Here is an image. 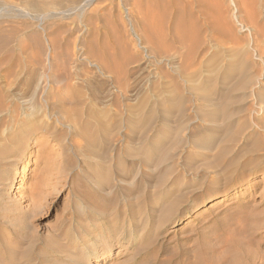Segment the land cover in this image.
<instances>
[{
	"label": "rangeland",
	"instance_id": "rangeland-1",
	"mask_svg": "<svg viewBox=\"0 0 264 264\" xmlns=\"http://www.w3.org/2000/svg\"><path fill=\"white\" fill-rule=\"evenodd\" d=\"M135 1L138 2L135 3ZM206 1L0 0V45H3L0 46V90H7V93L17 91L23 93L26 90L25 94L29 95V90L32 92L37 83L42 86L50 78L49 86L48 83L46 85L52 94L54 89L56 91L54 93L58 94L69 86L70 88L78 86L80 90L83 89L84 92L90 93L80 115L73 114L75 119L73 122L76 125L71 122L61 125L56 138L39 133L27 141L24 135H21L18 138L22 143L21 150L25 151L22 152L23 156L18 164H8L4 162L5 160L0 162V264H177V262L178 264L182 262H184L183 264H206V262L209 264L215 260L216 255L218 256L216 262L213 261L210 264H218L223 258L225 259L219 264H229L232 261L230 258L236 259V255L239 253L236 243H241L244 249L246 247L248 251L257 254L253 264H264L263 183L253 191H245L261 177V171L247 176L240 185L231 188L228 195L206 196L193 208H186L189 205L187 204L189 191L200 184L203 186L208 183L212 175H215L216 168L237 171L240 168L238 167L240 162L251 159L249 153H245V149L242 150L238 147L242 138L247 136L252 128H257V136L260 140H264V130L256 126L253 121L260 116L264 118V0H259V3L258 0H255L257 2L253 0L256 5L251 2L252 0H250V4L247 0H243V2L242 0ZM234 1H237L240 7L234 5ZM244 2L249 5L245 6ZM250 19L253 22H250ZM141 23H144L143 27ZM150 27L152 28L149 30ZM136 30L137 32H135ZM146 31L147 33L151 31V34L148 33V35ZM157 33L159 35H156ZM160 34H163L164 37ZM149 36L150 38H147ZM155 36L160 38L155 40ZM177 36L182 37V40ZM149 39H151V43L148 41ZM114 40H118L120 45L116 41L115 44L118 46H113ZM175 40L177 41L175 42ZM179 40L181 41L179 42ZM177 42L181 45H179L180 50L179 46L177 47ZM143 43L145 44L143 45ZM58 44L60 45L58 46ZM108 44L109 46H107ZM160 44L165 46L164 49ZM183 45L184 49L181 48ZM93 47H96L95 51ZM108 47H112V49ZM106 49L111 50L107 51ZM145 49L150 50L145 51ZM154 49L163 50L160 55L157 53L158 56L155 57L157 55L155 53L158 51ZM166 49L170 52H166ZM86 50L89 52L91 50V52L88 54ZM65 51H68L70 55L65 54ZM113 51L114 54L111 56ZM193 51L195 54L192 53ZM92 52L96 56L92 55ZM171 52L176 56H173ZM128 54L130 55L128 56ZM54 56L55 59H52ZM131 56L134 57L131 58ZM92 57V61H87ZM153 57L155 58L153 59ZM165 57L168 58L165 60ZM128 58L132 60V63L131 60L128 61ZM72 59L74 62L71 61ZM156 59L158 60L156 61ZM178 59L179 62L184 63H179ZM24 61L27 63L25 62V64ZM12 63L16 64L12 66ZM121 63L124 64V67ZM187 63H189L188 66ZM125 64H127V68H125ZM175 64H179V66H175ZM174 66L177 68L175 69ZM7 68H13V71L9 70L12 73L8 71L9 75ZM26 68L27 70H25ZM72 68L74 72H72ZM99 70L100 72H98ZM177 70L181 73H178ZM52 71L54 72L52 73ZM111 72H114L112 73L113 76L115 75L114 77H110ZM107 73H109L108 76ZM117 78L128 79L129 83L127 79L123 80L129 88L126 95L113 87L112 84H115L113 80L115 81ZM184 78L187 79L185 82ZM73 79L74 84L72 83ZM193 81L194 84L191 83ZM52 82L55 83L51 84ZM56 83L58 87H55ZM18 84H21L20 88ZM90 85L92 86L90 87ZM23 86L25 87L23 88ZM93 91L98 95L93 94ZM120 94L125 98L121 97L125 101L119 99ZM153 94L156 97H153ZM204 95L207 98L203 97ZM100 97L101 99L98 100ZM28 98H30L28 101L31 105L37 101L32 96ZM93 99L98 100L97 104ZM115 99L116 101H114ZM130 102L132 103L130 104ZM111 103L112 106L108 105ZM86 104L90 109L86 107ZM248 105L253 106L256 111L251 114L246 113L244 110ZM260 106L263 107V110L259 108ZM85 109L89 111L87 112ZM111 110L113 112L115 110V112L113 113ZM2 113L0 112V114ZM96 114H99L98 117ZM71 118L74 120L73 116ZM79 129L81 130L79 131ZM255 138H249L248 142ZM239 140L240 142H237ZM35 141L38 143L35 144ZM27 142L28 145L25 144ZM30 145L32 147H28ZM44 145L46 148L43 147ZM217 152L219 155L216 154ZM239 153L241 154L239 155ZM37 155H41L39 160ZM139 155L144 156L141 158L142 156ZM166 156L169 160L168 158L165 160ZM237 158L239 160H235ZM254 159H251L249 163L254 164ZM157 160L159 163L155 162ZM223 163L227 165H223ZM212 168L215 169L212 170ZM164 169H167L168 172L166 170L164 173ZM8 172L9 174H7ZM20 181H22L21 184ZM19 184L21 188L17 189L16 186ZM206 190L209 191L210 187H207ZM33 191L36 194L32 204L28 196ZM260 191L262 192L258 194ZM175 193L179 198L176 199L177 195H173ZM182 195L185 196L182 198ZM217 197L223 198L220 205ZM12 199L15 203L11 201ZM178 199L186 201L181 203ZM237 200L240 202L237 203ZM250 204L255 209H252ZM237 211L240 213L239 215ZM242 214L244 215L242 216ZM130 216L135 218L132 219ZM237 219L243 223L247 220L245 224L248 225L240 223ZM257 219L259 227L256 228L254 224L258 222ZM248 221L252 224L250 223V225ZM217 223L219 224L217 225ZM229 225L233 228L238 227V231L233 230ZM252 225H254L253 228ZM137 229L139 230L136 231ZM250 229L251 231H249ZM230 230L231 232L236 231L238 234L230 233ZM242 231H245V234ZM217 232H220L221 235ZM247 233L248 236H246ZM227 234L228 236H226ZM236 235H239L238 238ZM214 243L223 245L215 247ZM250 243H254V247L260 248L258 250L260 252L263 250V252L260 253L256 248H251L254 244ZM203 245L206 249H203ZM215 249L221 253L218 255L217 251L212 252ZM186 250L189 252L188 254H185ZM205 250L206 252H204ZM213 253L216 254L215 257L213 255L214 259L210 257L207 260L211 258L213 260L206 261V256L209 257ZM241 258L239 261L233 259L230 264L236 262L245 264L243 262L245 256L242 253Z\"/></svg>",
	"mask_w": 264,
	"mask_h": 264
},
{
	"label": "bare ground",
	"instance_id": "bare-ground-1",
	"mask_svg": "<svg viewBox=\"0 0 264 264\" xmlns=\"http://www.w3.org/2000/svg\"><path fill=\"white\" fill-rule=\"evenodd\" d=\"M164 1V0H163ZM167 1V0H166ZM178 1V0H177ZM206 1V0H205ZM246 1V0H245ZM255 1V0H254ZM254 1L252 0L251 2L252 3H254ZM138 2V1H137ZM136 1H135V3H137ZM196 2V1H195ZM207 2V1H206ZM206 2H205V4H206ZM237 2V1H236ZM235 1H234V5H237V7L239 6L238 5V2H237V4H235L236 3ZM242 2H243V0H242ZM247 2L249 3L250 2V0L248 1L247 0ZM247 2H244L245 3V6H246V4H247ZM255 2H257V1H255ZM154 3V2H153ZM164 3V2H163ZM175 3V2H174ZM185 3V2H184ZM258 3H259V0H258ZM250 4V3H249ZM249 4H247V5H249ZM210 5V4H209ZM254 5H256L255 3H254ZM264 5V4H263ZM253 6V5H252ZM188 7H189V5H188ZM236 7V6H235ZM240 7V6H239ZM242 7V6H241ZM142 8H144V7H142ZM248 8V7H247ZM256 8V7H255ZM141 9V8H140ZM259 9V8H258ZM187 10V9H186ZM237 10H238V8H237ZM246 10V9H245ZM262 10V9H261ZM151 11V10H150ZM170 12V11H169ZM139 13V12H138ZM253 14V13H252ZM256 14V13H255ZM142 15H144V14H142ZM145 15L147 16V14L145 13ZM144 15V16H145ZM165 15V14H164ZM220 15H221V13H220ZM248 15V14H247ZM187 16H188V14H187ZM239 16V15H238ZM165 17V16H164ZM140 18V17H139ZM145 18V17H144ZM163 18V17H162ZM195 18V17H194ZM241 18V17H240ZM141 19V18H140ZM164 19V18H163ZM166 19H168V18H166ZM251 20V19H250ZM162 21V20H161ZM165 21V20H164ZM163 21V22H164ZM166 21H168V20H166ZM194 21H195V19H194ZM141 22H143V21H141ZM146 22V21H145ZM250 22H253L252 20L250 21ZM137 23V22H136ZM139 23V22H138ZM149 23V22H148ZM162 23V22H161ZM160 23V24H161ZM184 23V22H183ZM142 25V27H143V24L144 23H141ZM164 24V23H163ZM179 24H181V23H179ZM237 25V24H236ZM138 26V25H137ZM149 26H151L150 24H149ZM161 26V25H160ZM145 27H146V25H145ZM163 27V26H162ZM164 27H166V26H164ZM152 27H150L149 28V30L151 29ZM156 28V27H155ZM199 28V27H198ZM115 29V28H114ZM128 29V28H127ZM157 29V28H156ZM140 30V29H139ZM143 30V29H142ZM145 30V29H144ZM155 30V29H154ZM183 30V29H182ZM262 30V29H261ZM117 31V30H116ZM148 31V30H147ZM147 31H146V33H147ZM184 31V30H183ZM135 32H137V30L135 31ZM141 32V31H140ZM151 31H149L148 33L149 34H151L150 33ZM157 32V31H156ZM189 32V31H188ZM138 33H139V31H138ZM147 33V34H148ZM155 33V32H154ZM159 33H161V32H159ZM164 33H165V31H164ZM137 34V33H136ZM144 34V33H143ZM148 34V35H149ZM111 35H113V34H111ZM140 35V34H139ZM156 35H159L158 33L156 34ZM160 35H163V34H160ZM143 36V35H142ZM141 36V37H142ZM147 36V35H146ZM152 36V35H151ZM154 36V35H153ZM152 36V37H153ZM253 36V35H252ZM119 37V36H118ZM137 37V36H136ZM138 37H140V36H138ZM159 36H155V40L158 38ZM162 37V36H161ZM163 37H164V35H163ZM177 37H180V36H177ZM176 37V38H177ZM47 38V37H46ZM50 38V40H51V37H49ZM53 38V37H52ZM112 38H114L113 36H112ZM147 38H150V36L149 37H147ZM146 38V39H147ZM160 38V37H159ZM202 38V36L200 37V39ZM3 39V38H2ZM1 39V40H2ZM54 39L56 40V38L54 37ZM138 39V38H137ZM139 39H142V38H139ZM153 39V38H152ZM166 39V38H165ZM173 39V38H172ZM179 39H181L182 40V37H180ZM204 39V38H203ZM229 39V38H228ZM232 39V38H231ZM50 40H48V41H50ZM151 39H149L148 41H150ZM158 40H160V39H158ZM157 40V41H158ZM162 40V39H161ZM178 40V39H177ZM177 40H175V42L177 41ZM181 40H179V42L181 41ZM214 40V39H213ZM116 41H118V40H116ZM115 40H114V43H113V46L114 45H116V46H118V44H119V41H118V44H115V43H117ZM125 41V40H124ZM143 41V40H142ZM154 41V40H153ZM173 41V40H172ZM172 41H171V43H172ZM1 42H4V41H1ZM51 42H52V40H51ZM57 42V41H56ZM140 42V41H139ZM138 42V43H139ZM152 41H150V43H151ZM156 42V41H155ZM162 42V41H161ZM179 42H177L176 44H177V47L180 45V44H178ZM233 42V41H232ZM237 42V41H236ZM49 43V42H48ZM142 43V42H141ZM140 43V45H142ZM149 43V42H148ZM159 43V42H158ZM157 43V44H158ZM168 43V42H167ZM214 43V42H213ZM234 43H235V41H234ZM251 43V42H250ZM52 44H54L55 45V43H52ZM133 44V43H132ZM145 43H143V45H144ZM155 45H156V43H154ZM153 44V45H154ZM165 44V43H164ZM228 44V43H227ZM60 44H58V46H59ZM90 45H91V43H90ZM102 45V44H101ZM105 45H106V43H105ZM120 45V44H119ZM127 45V44H126ZM147 45H149V44H147ZM166 45H168V44H166ZM223 45V44H222ZM237 45V44H236ZM1 47L3 46V45H0ZM47 46V45H46ZM50 46V45H49ZM92 46V45H91ZM107 46H109V44L107 45ZM150 46V45H149ZM157 46V45H156ZM160 46H162L163 47V44H160ZM171 46V45H170ZM169 46V47H170ZM172 46H174V45H172ZM181 46V45H180ZM180 46H179V50H180ZM249 46V45H248ZM61 47V46H60ZM102 47V46H101ZM147 47V46H146ZM151 47H154V46H151ZM150 47V48H151ZM157 47H159V46H157ZM161 47V48H162ZM165 47V46H164ZM164 47H163V49H164ZM184 47V45L181 47L182 49H184L183 48ZM189 47V46H188ZM48 48V47H47ZM46 48V49H47ZM54 48V47H53ZM91 48V47H90ZM94 48V47H93ZM96 48V47H95ZM94 48V51L96 50ZM106 48V47H105ZM108 48H111L112 49V47H108ZM116 48V50H117V47H115ZM130 48H131V46H130ZM148 48V47H147ZM154 48H156V47H154ZM172 48V47H171ZM175 48V47H174ZM192 48V47H191ZM51 49H52V47H51ZM55 49V48H54ZM111 49H109V50H111ZM151 49H153V48H151ZM163 49H154V50H157L158 52H156L155 53V55L157 54V53H159V55H160V53H161V51L163 50ZM168 50H169V48H167ZM166 49V50H167ZM199 49H200V47H199ZM210 49V48H209ZM217 49V48H216ZM88 50V49H87ZM86 50V51H87ZM98 50V49H97ZM107 51H109L108 49H106ZM128 50V49H127ZM147 49H145V51H146ZM150 50V49H149ZM149 50H147V51H149ZM159 50H160V52H159ZM166 50H164V51H166ZM168 50L166 51V52H168ZM170 50H172V49H170ZM173 50H176V49H173ZM179 50H178V52H179ZM254 50V49H253ZM56 51V50H55ZM115 51V50H114ZM114 51H113V53L111 52V56H112V54H114ZM153 51V50H152ZM152 51H150V52H152ZM163 51V52H164ZM189 51H191V50H189ZM197 51V50H196ZM217 51H218V49H217ZM237 51V50H236ZM63 52V51H62ZM89 51H87V53H88ZM90 52H91V50H90ZM89 52V53H90ZM99 52V51H98ZM104 52H105V50H104ZM117 52V51H116ZM123 52V51H122ZM162 52V53H163ZM170 52V51H169ZM168 52V53H169ZM182 52H184V51H182ZM181 52V53H182ZM185 52H186V50H185ZM185 52H184V54H185ZM208 52V51H207ZM51 53V52H50ZM55 53V52H54ZM53 53V55H55ZM65 54L67 53V55H70V54H68V51L66 52H64ZM63 53V54H64ZM86 53V52H85ZM88 53V54H89ZM101 53V52H100ZM100 53H98V54H100ZM108 53V52H107ZM118 53V52H117ZM125 53V52H124ZM146 53V52H145ZM148 53V52H147ZM146 53V54H147ZM172 53V52H171ZM171 53H170V55H171ZM186 53H188V52H186ZM192 53H194L195 54V52L193 51ZM92 55L94 54L95 55V53H91ZM119 54V53H118ZM150 54V53H149ZM153 54V53H152ZM164 54H166L165 52H164ZM197 54V53H196ZM51 55H52V53H51ZM57 56L59 55V54H56ZM79 55H82V54H79ZM83 55H85V54H83ZM82 55V56H83ZM101 55H103V54H101ZM107 55V54H106ZM124 55V54H123ZM130 54H128V56H129ZM154 55V56H155ZM163 55V54H162ZM170 55L168 54V56L170 57ZM172 55L173 56H176V55H174L173 53H172ZM180 55V54H179ZM50 56V55H49ZM60 56H61V54H60ZM64 56V55H63ZM82 56H80V57H82ZM88 56H90V55H88ZM96 56V55H95ZM94 56V57H95ZM98 56V55H97ZM119 56V55H118ZM158 56V54L155 56V57H157ZM164 56V55H163ZM187 56H189L188 54H187ZM186 56V57H187ZM5 57V56H4ZM67 57V56H66ZM77 57V56H76ZM91 57V56H90ZM104 57V56H103ZM124 57V56H123ZM132 57H134V56H131V58ZM148 57V56H147ZM155 57H153V59L155 58ZM194 57V56H193ZM200 57V56H199ZM201 57H203V56H201ZM218 57V56H217ZM2 58V57H1ZM9 58V57H8ZM50 58H52V57H50ZM72 58V57H71ZM83 58V57H82ZM89 58V57H88ZM97 58V57H96ZM95 58V59H96ZM106 58H107V56H106ZM113 58H114V55H113ZM125 58V57H124ZM159 58V57H158ZM168 57H165L164 59L166 60ZM171 58V57H170ZM176 58V57H175ZM189 58V57H188ZM191 58V57H190ZM245 58V57H244ZM6 60H7V57L5 58ZM9 59H11V58H9ZM47 59V58H46ZM52 59H55V56L52 58ZM51 59V60H52ZM56 59H58V57H56ZM61 59V58H60ZM59 59V60H60ZM67 59L69 60V58L67 57ZM74 60H75V58H73ZM73 59L71 60V61H73ZM87 59V58H86ZM108 59H109V57H108ZM120 59V58H119ZM183 60L185 59V58H182ZM4 60V59H3ZM6 60H4V61H6ZM12 60V59H11ZM10 60V61H11ZM24 60H26V59H24ZM37 60V59H36ZM41 60V59H40ZM50 60V59H49ZM58 60V61H59ZM66 60V59H65ZM92 61L93 60V57H92V59H87V61ZM129 60H131L130 58H128V61ZM137 60V59H136ZM148 60H150V59H148ZM158 59H156V61H157ZM161 60V59H160ZM171 60V59H170ZM173 60V59H172ZM177 60V59H176ZM181 60V59H180ZM9 61V62H10ZM17 61V60H16ZM52 61H55V60H52ZM57 61V62H58ZM97 61V60H96ZM96 61H93L94 63H96ZM106 61V60H105ZM104 61V62H105ZM118 61V60H117ZM116 61V62H117ZM125 61H127L126 60V58H125ZM134 61V60H133ZM138 61V60H137ZM155 61V60H154ZM190 61V60H189ZM244 61V60H243ZM1 62V61H0ZM18 62V61H17ZM21 62V61H20ZM19 62V64H21ZM26 61H24V63H25ZM41 62V61H40ZM56 62V61H55ZM60 62V61H59ZM62 62V61H61ZM74 62V61H73ZM98 62V61H97ZM178 62H179V59H178ZM180 62H182V61H180ZM179 62V63H180ZM187 62H188V59H187ZM192 62V61H191ZM3 63V62H2ZM13 63H14V61H13ZM13 63H12V66H14L13 65ZM27 63V62H26ZM25 63V64H26ZM75 63H77V62H75ZM90 63V62H89ZM88 63V64H89ZM106 63V62H105ZM119 63V62H118ZM126 63H128V62H126ZM131 63H132V60H131ZM136 63V62H135ZM138 63V62H137ZM140 63V62H139ZM182 63H184V62H182ZM181 63V64H182ZM4 64V63H3ZM96 64H99V63H96ZM117 64V63H116ZM122 64V63H121ZM120 64V65H121ZM146 64V63H145ZM170 64H172V63H170ZM17 65H18V63H17ZM63 65V64H62ZM69 65V64H68ZM68 65H66V67L67 68H69L68 67ZM75 65V64H74ZM93 65V64H92ZM95 65V64H94ZM101 65V64H100ZM100 65H99V67H100ZM123 65V67H124V64H122ZM176 65H178L179 66V64H175V66ZM189 65V63H187V66ZM1 66V65H0ZM4 66V65H3ZM49 66V65H48ZM52 66L54 67V65L52 64ZM58 66V65H57ZM91 66V65H90ZM104 66H106V65H104ZM127 66V64H125V68H127L126 67ZM145 66V65H144ZM170 66V65H169ZM174 66V67H175ZM182 66H183V64H182ZM185 66H186V64H185ZM216 66V65H215ZM8 67V66H7ZM61 67V66H60ZM98 67V68H99ZM102 67H103V65H102ZM101 67V68H102ZM109 67V66H108ZM206 67V66H205ZM208 67V66H207ZM213 67V66H212ZM10 68V67H9ZM9 68H7L8 70H7V73H8V71L9 70H11L12 69V71H13V68H11V69H9ZM56 68V67H55ZM55 68H53L54 69V71H55ZM173 68V67H172ZM177 67H175V69H176ZM180 68V67H179ZM60 69V68H59ZM73 69V68H72ZM110 69V68H109ZM129 69V68H128ZM25 70H27V68L25 69ZM79 70V69H78ZM78 70H76V71H78ZM98 70V69H97ZM103 70V69H102ZM101 70V71H102ZM114 70V69H113ZM123 70H124V68H123ZM183 70H185V69H183ZM212 70V69H211ZM54 71H52V73L54 72ZM70 71V70H69ZM80 71V70H79ZM78 71V72H79ZM112 71V70H111ZM175 71V70H174ZM186 71V70H185ZM210 71V70H209ZM213 71V70H212ZM217 71V70H216ZM242 71V70H241ZM10 73H12L11 71H9ZM29 72H30V70H29ZM28 72V73H29ZM32 72V71H31ZM72 72H74V69H73V71ZM98 72H100V70L98 71ZM131 72H133V71H131ZM177 72L179 73L180 71H178L177 70ZM6 73V74H7ZM27 73V72H26ZM34 73V72H33ZM32 73V75L33 76H35L34 74ZM63 73V72H62ZM70 73V72H69ZM68 73V74H69ZM101 73H103V72H101ZM105 73V72H104ZM112 73H114V72H111L110 73V77L111 76H113L112 75ZM124 73L126 74L127 72H126V70L124 71ZM159 73V72H158ZM181 73V72H180ZM192 73H194V72H192ZM208 73V72H207ZM219 73V72H218ZM67 74V73H66ZM72 74V73H71ZM108 74L109 73H107V76H108ZM116 74H118V73H116ZM131 74V73H130ZM164 74H166V73H164ZM189 74H190V72H189ZM199 74V73H198ZM8 75H9V73H8ZM27 75V74H26ZM60 75V74H59ZM74 75H75V73H74ZM78 75H79V73H78ZM81 75V74H80ZM83 75V74H82ZM81 75V76H82ZM120 75V74H119ZM179 75V74H178ZM187 75H188V73H187ZM194 75V74H193ZM192 75V76H193ZM217 75V74H216ZM25 76V75H24ZM73 76V75H72ZM89 76V75H88ZM106 76V75H105ZM115 76V75H114ZM113 76V77H114ZM117 76V75H116ZM133 76V75H132ZM197 76V75H196ZM195 76V77H196ZM200 76V75H199ZM14 77V76H13ZM30 78H32L31 76H29ZM28 77V78H29ZM36 77V76H35ZM57 77V76H56ZM62 77V76H61ZM79 77V76H78ZM112 77V79H114ZM124 77V76H123ZM131 77V76H130ZM136 77V76H135ZM162 77H164V76H162ZM161 77V78H162ZM179 77V76H178ZM181 77V76H180ZM186 77V76H185ZM29 78V79H30ZM58 78V77H57ZM74 78H76V77H74ZM90 78V76L88 77V79ZM129 78V77H128ZM23 79V78H22ZM29 79H27V80H29ZM38 79V78H37ZM63 79H64V77H63ZM77 79V78H76ZM79 79H80V77H79ZM87 79V80H88ZM127 79V78H126ZM126 79H119V78H117L115 81L113 80V83H115V84H112L113 85V87H115L116 89H118L119 90V92L120 93H122L123 95H126V93L128 92V85H127V83L125 84L124 82H123V80H126ZM191 79V78H190ZM197 79V78H196ZM14 80H16V79H14ZM21 80V79H20ZM26 80V79H25ZM24 80V81H25ZM31 80V79H30ZM44 80V79H43ZM65 81H66V79H64ZM82 80V79H81ZM187 80V79H186ZM185 80V78H184V82L186 81ZM189 80V79H188ZM23 81V80H22ZM21 81V82H22ZM34 81V80H33ZM60 81V80H59ZM80 81V80H79ZM127 81H128V79H127ZM126 81V82H127ZM131 81V80H130ZM195 81V80H194ZM194 81L193 82H191V83H193L194 84ZM20 82V83H21ZM30 82V81H29ZM35 82V81H34ZM34 82H33V84H34ZM38 82V81H37ZM50 78H48V80H46L45 81V83H44V85H42L41 86V84L40 83H37L36 85H35V87H34V89L32 90V92L29 90V92H30V94L28 95V93H27V95L25 94V91L22 93V92H19V91H17L16 89V91L17 92H13V93H11V92H8L7 93V90H5V91H2V89L0 90V112L2 113V111H4V113H2V114H0V162H3V160H5L4 162H7L8 164H18V162L20 161V159L22 158V152H24L25 150H21V141L19 140V138H20V136L21 135H24V138H26L27 139V141H29V139L31 140V138H33V135H36V134H48V135H50V136H52V137H54V138H56V136H57V134H58V131H59V128H60V126L61 125H64L65 123H69V122H71V124L73 123V125L75 124L76 125V123H74L75 122V119H74V115L73 114H76V115H78L79 113H81V109H82V107L84 106V104H85V102H86V100L90 97V93H87V92H84L83 91V89H79L78 88V86H76L77 88H70V86L65 90V91H61L60 93H54V92H56L55 91V89H54V92H53V94H52V91H50V90H48V87H47V85L49 86V84H50ZM68 82V81H67ZM71 82V81H70ZM82 82H85V81H82ZM110 82V81H109ZM180 82V81H179ZM199 82V81H198ZM200 82H201V80H200ZM215 82V81H214ZM17 83V82H16ZM26 83H27V81H26ZM36 83V82H35ZM48 83V84H47ZM53 83H55V82H52L51 84H53ZM58 83H60V82H58ZM72 83L74 84L75 82H74V79H73V81H72ZM79 83V82H78ZM90 83V82H89ZM112 83V82H111ZM128 83H129V81H128ZM134 83V82H133ZM146 83V82H145ZM188 83V82H187ZM189 83H190V80H189ZM196 83V82H195ZM232 83V82H231ZM235 83V82H234ZM29 84V83H28ZM27 84V85H28ZM47 84V85H46ZM62 84V83H61ZM72 84V85H73ZM83 84V83H82ZM86 84V83H85ZM147 84V83H146ZM146 84L144 85V87L146 86ZM165 84V83H164ZM199 84V83H198ZM15 85V84H14ZM19 85V84H18ZM32 85V84H31ZM55 85V84H54ZM72 85H71V87H72ZM79 85V84H78ZM81 85V84H80ZM86 85H88V84H86ZM1 86V85H0ZM20 86H21V84L19 85V88H20ZM29 86V85H28ZM27 86V87H28ZM92 85H90V87H91ZM97 86V85H96ZM111 86V85H110ZM130 86V85H129ZM131 86H133V85H131ZM154 86V85H153ZM212 86V85H211ZM214 86V85H213ZM25 86H23V88H24ZM31 87V86H30ZM50 87H52V86H50ZM55 87H58L57 86V83H56V86ZM82 87V86H81ZM84 87V86H83ZM143 87V86H142ZM1 88V87H0ZM15 88V87H14ZM85 88H88V87H85ZM174 88V87H173ZM183 88H186V87H183ZM191 88H192V86H191ZM244 88V87H243ZM21 89H22V87H21ZM91 89V88H90ZM111 89V88H110ZM139 89V88H138ZM141 89V88H140ZM143 89V88H142ZM151 89H153V88H151ZM189 89H190V87H189ZM194 89V88H193ZM200 89V88H199ZM230 89H232V87H230ZM242 89V88H241ZM11 90V89H10ZM52 90V89H51ZM87 90V89H86ZM92 90V89H91ZM96 90V89H95ZM94 90V91H95ZM135 90V89H134ZM159 90V89H158ZM186 90V89H185ZM192 90V89H191ZM196 90V89H195ZM227 90V89H226ZM244 90H246V89H244ZM12 91V90H11ZM93 91V92H94ZM106 91V90H105ZM108 91V90H107ZM114 91H115V89H114ZM141 91V90H140ZM140 91H138V92H140ZM188 91V90H187ZM193 91V90H192ZM237 91V90H236ZM247 91V90H246ZM96 92V91H95ZM95 92L93 93V94H95ZM100 92V91H99ZM111 92V91H110ZM109 92V93H110ZM116 92V91H115ZM135 92V91H134ZM181 92H182V90H181ZM106 93V92H105ZM113 93V92H112ZM141 93V92H140ZM147 93V92H146ZM153 93H154V90H153ZM158 93V92H157ZM206 93V92H205ZM204 93V94H205ZM228 93V92H227ZM255 93V92H254ZM257 93V92H256ZM255 93V94H256ZM131 94V93H130ZM164 94V93H163ZM168 94H170V93H168ZM179 94V93H178ZM183 94V93H182ZM229 94V93H228ZM258 94V93H257ZM96 96L98 95L97 93L95 94ZM95 95H94V97H95ZM104 95V94H103ZM106 95V94H105ZM197 95H198V93H197ZM208 95V94H207ZM29 96H32V98H35V99H37V101H36V103H34V104H30L29 103V101H28V99L30 100V98H28ZM138 96V95H137ZM155 95L153 94V97H154ZM159 96V95H158ZM169 96H171V95H169ZM199 96H200V94H199ZM213 96V95H212ZM230 96V95H229ZM248 96H249V94H248ZM247 96V97H248ZM91 97H92V95H91ZM99 97V96H98ZM102 98H104L103 96H101ZM101 97L100 98H98V100L99 99H101ZM121 97H123V96H121V94H120V97H119V99L121 98ZM131 97V96H130ZM133 97V96H132ZM156 97V96H155ZM172 97V96H171ZM178 97V96H177ZM203 97H206L205 95L203 96ZM215 97V96H214ZM9 98V99H8ZM109 98V97H108ZM113 98V97H112ZM124 98V97H123ZM134 98V97H133ZM147 98V97H146ZM200 98V97H199ZM207 98V97H206ZM229 98V97H228ZM227 98V99H228ZM18 99V100H17ZM95 99V98H94ZM93 99V100H94ZM109 99H111V98H109ZM117 99V98H116ZM116 99L114 100V101H116ZM118 99V100H119ZM122 99V98H121ZM120 99V100H121ZM125 99V98H124ZM127 99H128V97H127ZM130 99V98H129ZM139 99V98H138ZM140 99H144V98H140ZM156 99V98H155ZM162 99V98H161ZM226 99V100H227ZM19 101V102H17V101ZM93 100H92V103H93ZM98 100H96L97 102H98ZM103 100V99H102ZM102 100H100V101H102ZM104 100H106V99H104ZM123 100V99H122ZM132 100V99H131ZM135 100H136V98H135ZM246 100V99H245ZM244 100V101H245ZM95 100H94V102L97 104V102H96ZM112 101V100H111ZM123 101H125V100H123ZM122 101V102H123ZM127 101V100H126ZM137 101V100H136ZM145 101H146V99H145ZM210 101V100H209ZM230 101V100H229ZM34 102V100L32 101V103ZM118 102V101H117ZM128 102V101H127ZM133 102H134V99H133ZM155 102H157V101H155ZM207 102H208V100H207ZM217 102V101H216ZM228 102V101H227ZM88 103H89V101H88ZM105 103V102H104ZM106 103H108V102H106ZM119 103V102H118ZM117 103V104H118ZM132 102H130V104H131ZM135 103V102H134ZM142 103H144V102H142ZM259 103V102H258ZM96 104H95V106H96ZM99 104V103H98ZM128 104V103H127ZM139 104V103H138ZM210 104V103H209ZM213 104V103H212ZM217 104V103H216ZM219 104V103H218ZM87 105V104H86ZM90 105V104H89ZM108 105H111L112 106V103L111 104H108ZM115 106H116V104H114ZM125 105H126V103H125ZM140 105V104H139ZM161 105V104H160ZM208 105V104H207ZM260 105V104H259ZM264 105V104H263ZM99 106V105H98ZM115 106H113L115 109H116V107ZM133 106V105H132ZM86 107H88V105L86 106ZM85 107V108H86ZM92 107V106H91ZM100 107V106H99ZM112 107V108H113ZM120 107V106H119ZM122 107V106H121ZM129 107V106H128ZM141 107H142V105H141ZM145 107V106H144ZM245 107V106H244ZM264 107V106H263ZM263 107L262 106H260L259 108L260 109H262L263 110ZM89 109H90V107H88ZM95 108V107H94ZM111 108V107H110ZM111 108V109H112ZM122 108H124V106L122 107ZM126 108V107H125ZM132 108H134V107H132ZM179 108V107H178ZM87 109V108H86ZM85 109V110H86ZM96 109H98L97 107H96ZM101 108H99V110H100ZM127 109V108H126ZM183 109V108H182ZM181 109V110H182ZM208 109H210V108H208ZM217 109V108H216ZM128 110V109H127ZM141 110V109H140ZM180 110V111H181ZM87 112L89 111V110H86ZM93 111V110H92ZM98 111V110H97ZM100 111H102V110H100ZM133 111V110H132ZM244 111H246V113H248V114H251L252 112H254V111H256V109L253 107V106H246L245 107V110ZM84 112V111H83ZM111 112H113V110H111ZM114 112H115V110H114ZM113 112V113H114ZM130 112V111H129ZM221 112V111H220ZM235 112V111H234ZM70 113H72V114H70ZM86 114V113H85ZM201 114V113H200ZM230 114V113H229ZM75 115V116H76ZM80 115V114H79ZM97 115H99V114H96V116ZM111 115H112V113H111ZM135 115V114H134ZM177 115H179V114H177ZM181 115H184V114H181ZM71 116H73V119L74 120H72V118H71ZM91 116H92V114H91ZM140 116V115H139ZM198 116V115H197ZM200 116V115H199ZM230 116V115H229ZM247 116V115H246ZM95 117V116H94ZM98 117V116H97ZM114 117V116H113ZM201 117V116H200ZM88 119H90L89 117H87ZM122 118V117H121ZM179 118H180V116H179ZM254 118V117H253ZM263 118V116H260L259 118H255V119H253V121H254V123L256 124V126H258V127H261L263 130H264V118ZM79 119V118H78ZM262 119V120H261ZM83 120H84V118H83ZM93 120V119H92ZM102 120V119H101ZM230 120V119H229ZM74 121V122H73ZM80 121H81V119H80ZM94 121H95V119H94ZM105 122V121H104ZM119 122V121H118ZM226 122V121H225ZM241 122V121H240ZM81 123V122H80ZM99 123V122H98ZM149 123V122H148ZM82 124V123H81ZM100 125V124H99ZM107 126V125H106ZM105 126V127H106ZM118 126V125H117ZM146 126V125H145ZM74 127V126H73ZM99 127V126H98ZM78 128V127H77ZM145 128V127H144ZM146 128H147V126H146ZM250 128V127H249ZM63 129V128H62ZM62 129H60V130H62ZM85 129V128H84ZM93 129H94V127H93ZM142 129V128H141ZM140 129V130H141ZM78 130V129H77ZM76 130V131H77ZM81 129H79V131H80ZM87 130V129H86ZM143 130V129H142ZM180 130V129H179ZM144 131V130H143ZM143 131H141V132H143ZM60 133V132H59ZM80 133V132H79ZM240 133H243V132H240ZM138 134H141V133H138ZM145 134V133H144ZM258 135V130H257V128H252L251 129V131H250V133H248V135L247 136H245L244 138H242L243 140H242V142H241V144H240V146L238 147V148H240V149H242V150H244L245 149V153L247 152V154L249 153V155L251 156V159H254V157H255V162H254V164H250L249 163V161H251V159L250 160H248V161H245V160H243L242 162H240L239 163V165H238V167H240L237 171H227L228 169H215V168H212V170H214L215 169V171H214V176L212 175V177H211V179H210V181L208 182V183H206V184H204L203 186L200 184V186H198V187H196V188H194V189H192V190H187V191H189L190 192V194H188V197H187V204H189L186 208H193L199 201L201 202V201H203L204 200V198L206 197V196H218V195H228V192L230 191V189L231 188H234V187H237L238 185H240L242 182H243V180L247 177V176H249V175H252V174H254L256 171H261V173H262V175H261V177L260 178H258L255 182H253L252 183V186H250V187H248V188H246L245 189V191H253V190H255V189H257L260 185H261V183H263V189H262V191L264 190V164L262 165V162H263V159H264V140L262 141V140H260V138L257 136ZM144 136V135H143ZM19 137V138H18ZM59 137V136H58ZM88 137V136H87ZM139 137V136H138ZM141 137V136H140ZM145 137V136H144ZM251 137H256L253 141H251V142H248V140H249V138H251ZM83 139V138H82ZM227 139V138H226ZM177 140V139H176ZM179 140V139H178ZM183 140V139H182ZM181 141V140H180ZM228 141V140H227ZM23 142V141H22ZM88 142V141H87ZM237 142H240V140L239 141H237ZM30 143V142H29ZM36 143H38V141H35V144ZM176 143H178V142H176ZM26 145H28V142L27 143H25ZM46 144V143H45ZM181 144V143H180ZM183 144V143H182ZM231 144V143H230ZM174 145H176V144H174ZM186 145V144H185ZM201 145V144H200ZM199 146V145H198ZM28 147H32L31 145L30 146H28ZM43 147H45L46 148V146L44 145ZM177 147H180V146H177ZM195 147H196V145H195ZM235 148V147H234ZM39 149V148H38ZM200 149V148H199ZM239 149V150H240ZM202 150V149H201ZM235 150V149H234ZM193 151V150H192ZM233 151V150H232ZM241 152V151H240ZM38 153V152H37ZM165 153H168V152H165ZM39 154H41V153H39ZM96 154V153H95ZM98 154V153H97ZM96 154V155H97ZM142 154V153H141ZM216 154H218V152L216 153ZM215 154V155H216ZM231 155H232V153H230ZM241 153H239V155H240ZM214 155V154H213ZM219 155V154H218ZM217 155V156H218ZM221 155V154H220ZM230 155V156H231ZM40 156L41 155H37V159L39 160V158H40ZM134 156V155H133ZM139 156H142V155H139ZM144 156V155H143ZM143 156L141 157V158H143ZM172 156V155H171ZM234 156V155H233ZM235 156H236V154H235ZM215 157V156H214ZM229 157V156H228ZM147 158V157H146ZM167 156L165 157V160H167ZM241 158V157H240ZM213 159V158H212ZM221 159V158H220ZM228 159V158H227ZM232 159V158H231ZM138 160H141V159H139L138 158ZM168 160H169V158H168ZM229 160V159H228ZM235 160H239L238 158L237 159H235ZM37 161V160H36ZM144 161H146L145 159H144ZM175 161V160H174ZM206 161V160H205ZM155 162H158V160L157 161H155ZM209 162V161H208ZM219 162V161H218ZM233 162V160L231 161V163ZM37 163V162H36ZM143 163V162H142ZM148 163V162H147ZM159 163V162H158ZM161 163V162H160ZM229 163V162H228ZM212 164V163H211ZM233 164V163H232ZM148 165V164H147ZM154 165V164H153ZM223 165H227V164H224L223 163ZM183 166V165H182ZM187 166H190V165H187ZM200 166V165H199ZM198 166V167H199ZM229 166V165H228ZM227 166V167H228ZM143 167V166H142ZM197 167V168H198ZM215 167V166H214ZM223 167V166H222ZM222 167H220V168H222ZM9 168V167H8ZM61 168V167H60ZM66 168V167H65ZM166 168V167H165ZM146 169H147V167H146ZM237 169V168H236ZM62 170V169H61ZM66 170V169H65ZM65 170H64V172H65ZM163 170V169H162ZM167 169H164V173H165V171H166ZM199 170V169H198ZM197 171V170H196ZM205 171V170H204ZM7 172V171H6ZM167 172H168V170H167ZM194 172V171H193ZM63 173V172H62ZM61 173V174H62ZM66 173V172H65ZM163 173V174H164ZM7 174H9V172L7 173ZM162 174V173H161ZM204 174V173H203ZM193 175H195V174H193ZM51 176V175H50ZM170 176V175H169ZM211 176V175H210ZM209 176V177H210ZM162 177H165V176H162ZM173 177H175V176H173ZM179 177V176H178ZM161 178V177H160ZM10 179V178H9ZM159 179V178H158ZM157 179V180H158ZM179 179H180V177H179ZM61 180V179H60ZM161 180V179H160ZM163 180V179H162ZM173 180V179H172ZM177 180V179H176ZM164 181V180H163ZM166 181V180H165ZM174 181V180H173ZM202 181V180H201ZM248 181V180H247ZM21 182L22 181H20L19 183L21 184ZM155 182V181H154ZM161 182V181H160ZM205 182V181H204ZM207 182V181H206ZM46 183V182H45ZM17 185L16 186V188L17 189H20L21 188V185ZM63 184V183H62ZM3 185V184H2ZM43 185V184H42ZM159 185H161V184H159ZM158 185V186H159ZM40 186V185H39ZM161 186H163V185H161ZM207 187H210V190L209 191H207L206 189H207ZM3 188V187H2ZM39 188V187H38ZM154 190V189H153ZM157 190V189H156ZM261 190V189H260ZM262 191H260V192H258V194L259 193H261ZM37 193H38V191H36ZM159 192V191H158ZM168 192V191H167ZM186 192V191H185ZM183 193V192H182ZM35 192L33 191V192H31L30 194H29V200L31 201V203H32V201H35L34 199V196H35ZM162 194H163V192H162ZM173 195H177V193H175V194H173ZM173 195H172V197H173ZM186 195V194H185ZM184 195V196H185ZM261 195V194H260ZM262 195H264V194H262ZM181 196V195H180ZM183 195H182V198L184 197ZM187 196V195H186ZM256 196V195H255ZM14 196L12 195V198H13ZM158 198V197H157ZM177 198H179L178 197V195H177V197H176V199ZM181 198V197H180ZM218 198V197H217ZM249 198V197H248ZM9 199V198H8ZM14 199V198H13ZM13 199L11 200L12 202H13ZM200 199V200H199ZM219 200H217L218 201V203H219V205H220V203H222V199L223 198H218ZM7 200V199H6ZM19 200V199H18ZM155 200V199H154ZM179 200V199H178ZM185 200V199H184ZM184 200H179V201H181V203H182V201H184ZM15 201H16V198H15ZM29 201V202H30ZM149 201H150V199H149ZM161 201V200H160ZM172 201V200H171ZM174 201V200H173ZM186 201V200H185ZM6 202V201H5ZM20 202H22L21 200H20ZM150 202H152V201H150ZM150 202H147V203H150ZM175 202V201H174ZM237 203H239L240 202V200L238 201H236ZM243 202V201H242ZM13 203H15V202H13ZM12 203V204H13ZM17 203V202H16ZM18 203H19V201H18ZM178 203V202H177ZM244 203V202H243ZM250 203V202H249ZM252 203V202H251ZM8 204V203H7ZM33 204V203H32ZM156 204V203H155ZM161 204H163V203H161ZM160 204V205H161ZM165 204V203H164ZM245 204V203H244ZM257 204H258V202H257ZM257 204H255V205H257ZM14 205H16V204H14ZM18 205V204H17ZM16 205V206H17ZM20 205V204H19ZM159 205V206H160ZM178 205V204H177ZM180 205V204H179ZM239 205V204H238ZM251 206H252V209H255V208H253V205L252 204H250ZM5 206V205H4ZM7 206V205H6ZM9 206V205H8ZM158 206V205H157ZM158 206V207H159ZM175 206H176V204H175ZM218 206V205H217ZM244 206V205H243ZM153 207V206H152ZM161 207V206H160ZM180 207V206H179ZM246 207V206H245ZM154 208V210H156L155 209V207H153ZM186 208H184L185 210H186ZM232 208V207H231ZM234 209V208H233ZM232 209V210H233ZM237 209V208H236ZM240 209V208H239ZM257 209V208H256ZM184 210V213H186V211ZM229 210V209H228ZM250 210V209H249ZM263 210V208L261 209V211ZM6 211V210H5ZM14 211V210H13ZM230 211V210H229ZM228 211V212H229ZM241 211V210H240ZM243 211V210H242ZM241 211V212H242ZM251 212H252V210H250ZM258 211H260V210H258ZM155 212V211H154ZM169 212V211H168ZM253 212H254V210H253ZM144 213V212H143ZM160 213V212H159ZM230 213H232L231 211H230ZM229 213V214H230ZM254 213H256V212H254ZM254 213H253V215H254ZM135 214V213H134ZM145 214H147V213H145ZM167 214V213H166ZM223 214H225V213H223ZM233 214H235L234 212H233ZM237 214L239 215L240 213H238V211H237ZM245 214H246V212H245ZM252 214V213H251ZM250 214V215H251ZM132 215V214H131ZM148 215V214H147ZM155 215V214H154ZM161 215V214H160ZM168 215V214H167ZM170 215V214H169ZM244 214H242V216H243ZM151 216V215H150ZM162 216V215H161ZM164 216V215H163ZM171 216V215H170ZM231 216V215H230ZM230 216H228V218L230 217ZM237 216V215H236ZM247 216V215H246ZM131 217V216H130ZM134 217V216H133ZM137 217V216H136ZM155 217V216H154ZM153 217V218H154ZM251 217H252V215H251ZM20 218V217H19ZM132 218V217H131ZM135 218V217H134ZM134 218H132V219H134ZM150 219H151V217H149ZM167 218V217H166ZM217 218V217H216ZM215 218V219H216ZM218 218H220V217H218ZM223 219H224V217H222ZM226 218H227V216H226ZM235 218H237V217H235ZM239 218H240V216H239ZM230 219H231V217H230ZM233 219V218H232ZM255 219V218H254ZM253 219V220H254ZM135 220H137V219H135ZM144 220V219H143ZM171 220V219H170ZM222 219H220V221H221ZM237 220H239V219H237ZM252 220V221H253ZM258 220V219H257ZM256 220V221H257ZM167 221V220H166ZM217 221V220H216ZM226 221V220H225ZM234 221H236V220H234ZM233 221V222H234ZM128 222V221H127ZM133 222H135V221H133ZM141 222V221H140ZM146 222V221H145ZM172 222V221H171ZM217 222H219V221H217ZM222 222V221H221ZM224 222V221H223ZM239 222L240 223H242V224H244V225H246L245 223H247V220L243 223V222H241V220H239ZM130 223H132V222H130ZM148 223V222H147ZM227 223V222H226ZM231 223V222H230ZM235 223V222H234ZM236 223L238 224V222L236 221ZM240 223H239V225H240ZM248 223H249V221H248ZM251 224H252V222H250ZM249 223V224H250ZM257 223H258V225H259V220H258V222H256V224H254V225H256L255 227L257 228V227H259L258 225H257ZM164 224V223H163ZM162 224V225H163ZM219 223H217V225H218ZM228 224H229V222H228ZM250 224V225H251ZM122 225H123V223H122ZM161 225V224H160ZM209 225V224H208ZM223 225V224H222ZM222 225H220V226H222ZM231 225H232V223H231ZM248 225V224H247ZM246 225V226H247ZM249 225V226H250ZM254 225H252V228H253V226ZM264 225V224H263ZM131 226V225H130ZM134 226H135V224H134ZM137 226V225H136ZM139 226H140V224H139ZM143 226V225H142ZM225 226V225H224ZM227 226V225H226ZM230 226V225H229ZM248 226V227H249ZM262 226V225H261ZM231 227V226H230ZM230 227H227L228 229L230 228ZM251 227V226H250ZM254 227V228H255ZM137 228H138V226H137ZM140 228V227H139ZM159 228V227H158ZM225 228V227H224ZM231 228H233V227H231ZM240 228V227H239ZM242 228V227H241ZM247 228V227H246ZM136 229V228H135ZM222 229V228H221ZM237 230L238 229V227H234L233 228V230ZM248 229V228H247ZM259 229V228H258ZM262 229V228H261ZM121 230V229H120ZM139 229H137L136 231H138ZM225 230V229H224ZM232 230V231H233ZM239 230H241V229H239ZM243 230H244V228H243ZM130 231V230H129ZM222 231H223V229H222ZM238 231V230H237ZM246 231V230H245ZM245 231H242L244 234H245ZM249 231H251V229L249 230ZM253 231V230H252ZM120 232V231H119ZM135 232V231H134ZM205 232V231H204ZM220 232H221V230H220ZM220 232H217V233H220ZM224 232V231H223ZM226 232H228V231H226ZM230 233H235V232H231V230L229 231ZM241 232V233H242ZM258 232V231H257ZM188 233V232H187ZM190 233V232H189ZM237 234H238V232H236ZM239 233H240V231H239ZM250 233V232H249ZM135 234V233H134ZM223 234V233H222ZM130 235V234H129ZM128 235V236H129ZM203 235V234H202ZM204 235H205V233H204ZM220 235H221V233H220ZM251 235V234H250ZM161 236V235H160ZM226 236H228V234L226 235ZM237 236V235H236ZM239 236V235H238ZM238 236H237V238H238ZM241 236H242V234H241ZM246 236H248V233H247V235ZM245 236V237H246ZM131 237V236H130ZM134 237H136V236H134ZM138 237V236H137ZM155 237H157V236H155ZM217 237H219V236H217ZM243 237V236H242ZM161 238V237H160ZM215 238V237H214ZM226 238V237H225ZM228 238V237H227ZM241 238V237H240ZM251 238V237H250ZM137 239V238H136ZM216 239V238H215ZM214 239V240H215ZM232 239H234V238H232ZM249 239V238H248ZM247 239V240H248ZM230 240V239H229ZM238 241H239V239H237ZM242 240H244V238H242ZM139 241V240H138ZM154 241V240H153ZM241 241V240H240ZM162 242V241H161ZM214 242V241H213ZM146 243V242H145ZM148 243H149V241H148ZM217 243H219L218 241H217ZM216 243V244H217ZM226 243V242H225ZM144 244V243H143ZM207 244V243H206ZM211 244V243H210ZM235 244V243H234ZM237 244V248H238V252L239 253H237V257H236V259L239 261V258H241V253H242V255L243 256H245V260L243 261V262H245V264H253V261H256L255 259H256V257H257V254L255 255L254 253H252V251L250 252V250L248 251L247 249H246V247H245V249H244V246L241 244V243H236ZM235 244V245H236ZM251 244V243H250ZM254 244V243H253ZM253 244H251V245H253ZM257 244H259V243H257ZM154 245V244H153ZM197 245H200V244H197ZM202 245V244H201ZM213 245H215V243L213 244ZM219 245V244H218ZM218 245H215V247L216 246H218ZM223 245V244H222ZM222 245H219V246H222ZM225 245V244H224ZM149 246H150V244H149ZM187 246V245H186ZM208 246H209V244H208ZM226 246V245H225ZM255 246V244L251 247V248H253ZM257 247H258V245H256ZM122 247H123V245H122ZM191 247V246H190ZM190 247H189V249H190ZM193 247V246H192ZM203 247H204V245H203ZM248 247V246H247ZM92 248V247H91ZM187 248V247H186ZM214 248V247H213ZM228 248V247H227ZM248 248H250V247H248ZM254 248H256V247H254ZM139 249V248H138ZM188 249V250H189ZM196 249V248H195ZM199 249V248H198ZM203 249H206L205 247L203 248ZM208 249V248H207ZM211 249V248H210ZM230 249V248H229ZM232 249V248H231ZM257 249V248H256ZM258 249H260V248H258ZM257 249V250H258ZM104 250V249H103ZM135 250V249H134ZM146 250V249H145ZM185 250V249H184ZM191 250V249H190ZM209 250V249H208ZM223 250V249H222ZM222 250H219V251H222ZM252 250V249H251ZM254 250V249H253ZM106 251V250H105ZM118 251V250H117ZM193 251V250H192ZM201 251H202V248H201ZM217 250L215 249V251H212V252H216ZM232 251V250H231ZM234 251V250H233ZM259 251V250H258ZM204 252H206V250L204 251ZM210 253H211V251H209ZM218 252V251H217ZM216 252V254H220L219 252L217 253ZM230 252V251H229ZM235 252V251H234ZM234 252H232L233 254H234ZM237 252V251H236ZM257 252V251H256ZM255 252V253H256ZM260 252V251H259ZM263 252V250L260 252V253H262ZM188 254L189 252H187V250H186V252H185V254ZM197 253V252H196ZM224 253V252H223ZM226 253V252H225ZM154 254V253H153ZM200 254H201V252H200ZM203 254V253H202ZM208 254V253H207ZM215 254V255H216ZM230 254V253H229ZM169 255V254H168ZM204 255H206V253H204ZM213 255H214V253L213 254H211V256H209V257H207L206 256V261H210L212 258L214 259V257H215V255H214V257H213ZM224 255V254H223ZM263 255V254H262ZM199 256H202V255H199ZM233 257H235L234 255H232ZM169 257V256H168ZM205 257V256H204ZM210 257H212L210 260L208 259L207 260V258H210ZM218 256L216 255V258H217ZM222 257V256H221ZM224 257H225V255H224ZM136 258V257H135ZM172 258V257H171ZM198 258V257H197ZM200 258H202V257H200ZM216 258H215V260H216ZM174 259V258H173ZM203 259V258H202ZM212 259V260H213ZM223 259H225V258H223ZM223 259H221L220 260V262L219 263H221V262H223ZM230 259H232V261H233V259H235V258H230ZM235 259V260H236ZM242 259V258H241ZM261 259V258H260ZM128 260V259H127ZM215 260H213V261H215ZM218 260V259H217ZM228 261H230L229 259H227ZM226 260V261H227ZM258 260V259H257ZM168 261V260H167ZM172 261V260H171ZM186 261H188V260H186ZM185 261V262H186ZM200 261V260H199ZM202 261V260H201ZM212 261V262H213ZM231 261V262H232ZM261 261V260H260ZM179 262H181V261H179ZM190 262V261H189ZM196 262V261H195ZM212 262H210V263H212ZM216 262V261H215ZM230 262V263H231ZM258 262H259V260H258ZM170 263V262H169ZM184 262H182L181 264H183ZM191 263H192V261H191ZM197 263V262H196ZM200 263V262H199ZM209 263V262H208ZM209 263V264H210ZM218 263V264H219ZM224 263H226L225 261H224ZM229 263V264H230ZM233 263H235V262H233ZM242 263V262H241ZM240 263V264H241ZM257 263V262H256ZM177 264H178V262H177ZM194 264V263H193ZM206 264H207V262H206ZM235 264H238V262H236ZM258 264V263H257ZM262 264V263H261Z\"/></svg>",
	"mask_w": 264,
	"mask_h": 264
}]
</instances>
